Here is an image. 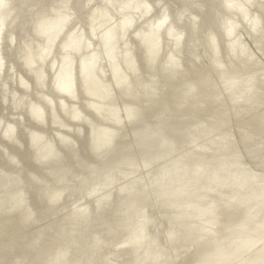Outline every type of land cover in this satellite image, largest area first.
<instances>
[{
  "label": "clouds",
  "instance_id": "9594fccd",
  "mask_svg": "<svg viewBox=\"0 0 264 264\" xmlns=\"http://www.w3.org/2000/svg\"><path fill=\"white\" fill-rule=\"evenodd\" d=\"M0 264H264V0H0Z\"/></svg>",
  "mask_w": 264,
  "mask_h": 264
}]
</instances>
